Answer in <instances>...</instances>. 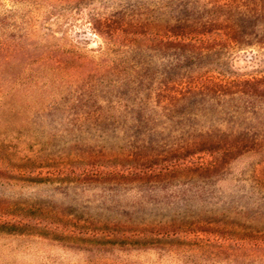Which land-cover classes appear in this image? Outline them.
I'll list each match as a JSON object with an SVG mask.
<instances>
[{"label":"rangeland","instance_id":"rangeland-1","mask_svg":"<svg viewBox=\"0 0 264 264\" xmlns=\"http://www.w3.org/2000/svg\"><path fill=\"white\" fill-rule=\"evenodd\" d=\"M0 264H264V0H0Z\"/></svg>","mask_w":264,"mask_h":264},{"label":"trees","instance_id":"trees-1","mask_svg":"<svg viewBox=\"0 0 264 264\" xmlns=\"http://www.w3.org/2000/svg\"><path fill=\"white\" fill-rule=\"evenodd\" d=\"M1 47H3V42H2V41H0V48H1Z\"/></svg>","mask_w":264,"mask_h":264}]
</instances>
